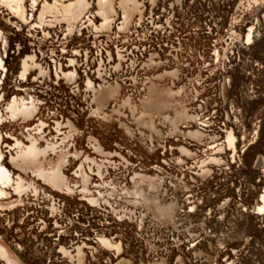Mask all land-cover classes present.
<instances>
[{"label":"rangeland","instance_id":"374dc122","mask_svg":"<svg viewBox=\"0 0 264 264\" xmlns=\"http://www.w3.org/2000/svg\"><path fill=\"white\" fill-rule=\"evenodd\" d=\"M0 173V264H264V0H0Z\"/></svg>","mask_w":264,"mask_h":264},{"label":"crops","instance_id":"0c3cea01","mask_svg":"<svg viewBox=\"0 0 264 264\" xmlns=\"http://www.w3.org/2000/svg\"><path fill=\"white\" fill-rule=\"evenodd\" d=\"M0 179H3V176H2V174L0 173ZM0 256L1 257H4L5 256V252H4V250L2 249V248H0ZM5 258H6V256H5ZM9 263V262H8Z\"/></svg>","mask_w":264,"mask_h":264},{"label":"flooded vegetation","instance_id":"af4514ba","mask_svg":"<svg viewBox=\"0 0 264 264\" xmlns=\"http://www.w3.org/2000/svg\"><path fill=\"white\" fill-rule=\"evenodd\" d=\"M259 196H260V195H259ZM259 196L254 200V202H257V203H258V200H259L258 198H259Z\"/></svg>","mask_w":264,"mask_h":264},{"label":"bare ground","instance_id":"6f19581e","mask_svg":"<svg viewBox=\"0 0 264 264\" xmlns=\"http://www.w3.org/2000/svg\"><path fill=\"white\" fill-rule=\"evenodd\" d=\"M101 13V12H100Z\"/></svg>","mask_w":264,"mask_h":264}]
</instances>
